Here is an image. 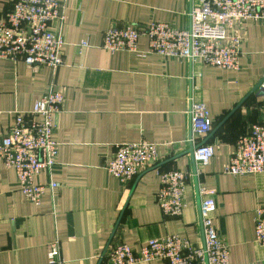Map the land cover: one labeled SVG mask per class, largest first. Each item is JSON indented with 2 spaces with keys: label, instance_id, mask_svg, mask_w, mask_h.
Instances as JSON below:
<instances>
[{
  "label": "crops",
  "instance_id": "obj_1",
  "mask_svg": "<svg viewBox=\"0 0 264 264\" xmlns=\"http://www.w3.org/2000/svg\"><path fill=\"white\" fill-rule=\"evenodd\" d=\"M60 1L65 21L52 27L61 29L67 43L61 68L0 59V137L10 132L16 112L31 111L50 83L64 95L55 115L57 164L53 174L43 170L36 177L59 187L47 188L35 205L19 190L15 170L0 162V264H48L56 242L61 264H111L114 245L138 251L168 234L202 245V188L216 200L214 223L230 250V264L264 263V246L256 241L264 172L225 171L240 137L253 125H264V96L258 95L260 87L254 90L264 79V19L235 21L228 31L241 42L240 68L230 70L198 58L104 48V34L112 26L167 22L188 28L192 0ZM14 2L0 0V15ZM138 47L148 51V36H140ZM191 100L204 104L214 122L207 137L214 156L200 168L190 151ZM142 140L158 144L160 160L123 183L107 165L120 145ZM173 169L187 173L180 216L164 214L157 202L161 174Z\"/></svg>",
  "mask_w": 264,
  "mask_h": 264
},
{
  "label": "built area",
  "instance_id": "obj_2",
  "mask_svg": "<svg viewBox=\"0 0 264 264\" xmlns=\"http://www.w3.org/2000/svg\"><path fill=\"white\" fill-rule=\"evenodd\" d=\"M189 18L190 25L185 29L167 22H152L145 28L134 23L112 26L104 34L103 46L110 52L129 51L140 56L152 53L191 61L198 58L210 66L238 70L240 38L229 35L228 31L235 21L264 19V0H192ZM64 21V4L60 0H15L12 9L0 15V59L23 61L31 68L42 65L52 70L61 68L67 43L61 29L54 30L52 25L58 22L62 26ZM143 35L149 38L146 52L138 47ZM87 45V41L81 44L82 47ZM261 88L264 89V82ZM63 104V93L50 83L31 111L16 112L10 132L0 137V162L15 170L19 190L35 205L41 203L47 188L59 187L54 180L48 184L38 183L36 177L43 170L53 174L57 164L60 144L54 138L55 115ZM188 113L192 131L189 141L194 146L195 162L198 168L204 167L215 152L213 144L205 142L213 131L214 122L207 107L194 100ZM159 160L158 144L142 140L120 145L107 169L123 183H128ZM225 171L234 176L264 172V125H253L240 137ZM186 180L187 173L178 169L161 174L157 202L164 214L182 215L186 206ZM209 193L201 189L202 245H195L177 234L151 239L138 251L127 244H116L109 250L111 264H138L157 259L169 264H230V250L214 223L216 200L206 196ZM256 238L264 246L262 208L258 210ZM48 256V264H61L58 242L50 246Z\"/></svg>",
  "mask_w": 264,
  "mask_h": 264
},
{
  "label": "water",
  "instance_id": "obj_3",
  "mask_svg": "<svg viewBox=\"0 0 264 264\" xmlns=\"http://www.w3.org/2000/svg\"><path fill=\"white\" fill-rule=\"evenodd\" d=\"M264 82V79L257 85V87L254 89V90H256V89H258L259 87V91H258V95H261V96H264V89L263 88H261V84ZM230 115L231 114H229L227 117H226V119H228V117H230ZM212 134V133H211ZM210 134V135H211ZM207 141V139L205 140V142ZM191 152H193L194 151V148L193 149H191L190 150Z\"/></svg>",
  "mask_w": 264,
  "mask_h": 264
}]
</instances>
